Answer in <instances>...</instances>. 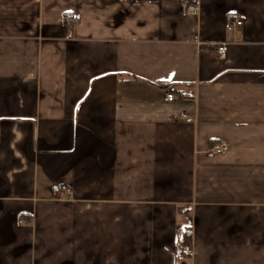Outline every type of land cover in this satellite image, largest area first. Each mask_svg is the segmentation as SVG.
I'll return each instance as SVG.
<instances>
[{
  "label": "crops",
  "instance_id": "crops-1",
  "mask_svg": "<svg viewBox=\"0 0 264 264\" xmlns=\"http://www.w3.org/2000/svg\"><path fill=\"white\" fill-rule=\"evenodd\" d=\"M0 264H264V0H0Z\"/></svg>",
  "mask_w": 264,
  "mask_h": 264
},
{
  "label": "built area",
  "instance_id": "built-area-1",
  "mask_svg": "<svg viewBox=\"0 0 264 264\" xmlns=\"http://www.w3.org/2000/svg\"><path fill=\"white\" fill-rule=\"evenodd\" d=\"M188 12L189 13H193V14H197L199 12V8L196 6V5H189L188 6ZM78 17L76 14H73V13H68L66 14L65 16V23L68 25V26H74L77 22H78ZM237 29H241L242 26H243V19L241 16H236L233 20V23H232ZM219 52L221 54V56H225L226 55V49L225 47L221 46L219 47ZM166 100L169 101V102H173V101H176L178 99H180V96L174 92H168L166 94ZM181 118L187 122H192L193 121V118L190 117L187 113H183L181 115ZM229 149V146L227 143L225 142H218V143H214L212 145V151L214 153H225L227 152ZM58 196L59 198H62V199H65L66 196H67V193L64 192V191H61L58 193ZM181 253L182 255L184 256H187V257H190L192 255H194V249L191 245H185L182 247L181 249Z\"/></svg>",
  "mask_w": 264,
  "mask_h": 264
},
{
  "label": "trees",
  "instance_id": "trees-1",
  "mask_svg": "<svg viewBox=\"0 0 264 264\" xmlns=\"http://www.w3.org/2000/svg\"><path fill=\"white\" fill-rule=\"evenodd\" d=\"M181 234V246H185L191 244L192 241V233L190 227H185L180 231Z\"/></svg>",
  "mask_w": 264,
  "mask_h": 264
}]
</instances>
